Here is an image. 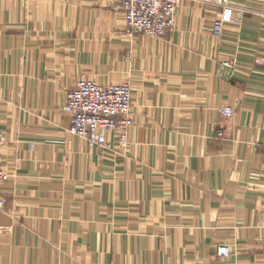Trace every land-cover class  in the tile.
Returning a JSON list of instances; mask_svg holds the SVG:
<instances>
[{
	"label": "crops",
	"instance_id": "crops-1",
	"mask_svg": "<svg viewBox=\"0 0 264 264\" xmlns=\"http://www.w3.org/2000/svg\"><path fill=\"white\" fill-rule=\"evenodd\" d=\"M115 1L0 0V264H264V0L134 39ZM83 75L131 83L127 146L70 132Z\"/></svg>",
	"mask_w": 264,
	"mask_h": 264
},
{
	"label": "built area",
	"instance_id": "built-area-1",
	"mask_svg": "<svg viewBox=\"0 0 264 264\" xmlns=\"http://www.w3.org/2000/svg\"><path fill=\"white\" fill-rule=\"evenodd\" d=\"M183 0H116V5L123 12L125 32L131 39L140 35L163 37L176 24L178 8ZM214 3L220 12L213 24V33L221 36L227 22L240 20L235 16L231 0H198ZM239 15L241 11H238ZM226 65L230 63L226 62ZM133 89L129 81L101 85L83 75L66 97L63 109L72 115L70 132L83 139L91 147L112 148L108 141L109 134H115L121 146L129 144V130L134 124L132 116ZM222 113L232 116L233 109L225 107ZM229 132L220 130L218 136L228 137ZM5 137L0 132V210L6 200L1 194L2 184L8 180L4 171ZM230 247L221 245L218 256L226 257Z\"/></svg>",
	"mask_w": 264,
	"mask_h": 264
},
{
	"label": "rangeland",
	"instance_id": "rangeland-1",
	"mask_svg": "<svg viewBox=\"0 0 264 264\" xmlns=\"http://www.w3.org/2000/svg\"><path fill=\"white\" fill-rule=\"evenodd\" d=\"M88 77V76H87ZM90 78V77H89ZM92 79V78H91ZM94 80V79H93ZM94 81H96V80H94ZM97 82V81H96ZM113 83V82H112ZM64 107V106H63Z\"/></svg>",
	"mask_w": 264,
	"mask_h": 264
}]
</instances>
